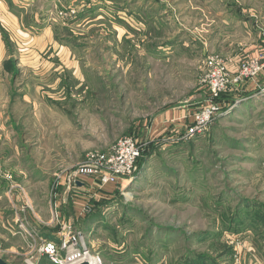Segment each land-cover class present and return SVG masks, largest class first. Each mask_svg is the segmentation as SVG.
<instances>
[{"label":"rangeland","instance_id":"1","mask_svg":"<svg viewBox=\"0 0 264 264\" xmlns=\"http://www.w3.org/2000/svg\"><path fill=\"white\" fill-rule=\"evenodd\" d=\"M213 55L264 62V0H0V257L75 236L96 264H264V68L183 138ZM130 136L127 176L75 177Z\"/></svg>","mask_w":264,"mask_h":264},{"label":"built area","instance_id":"2","mask_svg":"<svg viewBox=\"0 0 264 264\" xmlns=\"http://www.w3.org/2000/svg\"><path fill=\"white\" fill-rule=\"evenodd\" d=\"M262 59L261 55L249 56L241 62L238 71L232 74L222 58L217 55L210 56L207 72L201 79L209 95L205 103L190 114V122L184 124L183 138L193 137L205 130L220 113V106L216 103L219 94L232 83L252 79L258 75L264 68ZM142 147L143 144L134 137H124L108 151L87 154L85 162H82L75 171V177L94 176L100 179L102 184L116 183L132 172L141 155ZM68 237L65 236L58 245L52 241H42L39 247L40 253L47 254L55 264H76L83 261L84 258L81 255L88 251L71 248L70 246L76 244V238L75 236ZM65 249L67 254L63 259L60 252ZM75 250H78L77 255L73 253ZM95 261H98V258Z\"/></svg>","mask_w":264,"mask_h":264},{"label":"trees","instance_id":"3","mask_svg":"<svg viewBox=\"0 0 264 264\" xmlns=\"http://www.w3.org/2000/svg\"><path fill=\"white\" fill-rule=\"evenodd\" d=\"M10 59H12V60H9L8 59V61H9V63L10 64H6V67H7V69H8V71L10 70L11 72H15V70H16V68H15V59L14 58H10ZM223 94V93H222ZM209 94H208V91L206 92V96H208ZM190 122V121H189ZM175 130V129H174ZM180 130V129H179ZM180 131H183V128H181V130ZM151 147V146H150ZM146 150V154L147 155H149V154H151V152H152V150L151 151H149L150 149H148V152H147V148L145 149ZM146 155V156H147ZM89 219L91 220V219H93V217L90 215L88 218H87V220H86V223H88V221H89ZM85 223V222H84ZM256 244H257V242H256ZM54 264L53 262H50V260L49 259H47V257L46 256H41L40 257V260L38 261V264Z\"/></svg>","mask_w":264,"mask_h":264},{"label":"bare ground","instance_id":"4","mask_svg":"<svg viewBox=\"0 0 264 264\" xmlns=\"http://www.w3.org/2000/svg\"><path fill=\"white\" fill-rule=\"evenodd\" d=\"M77 252H78V250L73 251V253L75 255H77ZM86 254H87L86 252L82 253L81 256H83V258H84L83 260L88 261L90 264H96V261H95L96 260V256L95 255L87 256Z\"/></svg>","mask_w":264,"mask_h":264},{"label":"water","instance_id":"5","mask_svg":"<svg viewBox=\"0 0 264 264\" xmlns=\"http://www.w3.org/2000/svg\"><path fill=\"white\" fill-rule=\"evenodd\" d=\"M0 264H10V263H8V261H6L3 257H0ZM76 264H90V263L86 260H83Z\"/></svg>","mask_w":264,"mask_h":264},{"label":"crops","instance_id":"6","mask_svg":"<svg viewBox=\"0 0 264 264\" xmlns=\"http://www.w3.org/2000/svg\"><path fill=\"white\" fill-rule=\"evenodd\" d=\"M237 56V55H236ZM37 226H39V224H36ZM40 227V226H39Z\"/></svg>","mask_w":264,"mask_h":264}]
</instances>
